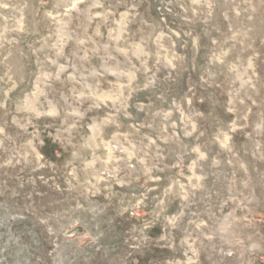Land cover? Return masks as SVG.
I'll return each instance as SVG.
<instances>
[{
  "label": "rangeland",
  "instance_id": "rangeland-1",
  "mask_svg": "<svg viewBox=\"0 0 264 264\" xmlns=\"http://www.w3.org/2000/svg\"><path fill=\"white\" fill-rule=\"evenodd\" d=\"M0 264H264V0H0Z\"/></svg>",
  "mask_w": 264,
  "mask_h": 264
}]
</instances>
